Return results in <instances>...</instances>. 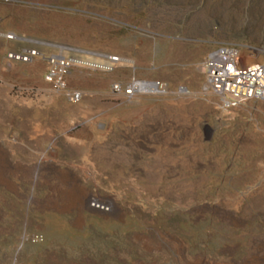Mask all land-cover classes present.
Instances as JSON below:
<instances>
[{
  "label": "rangeland",
  "instance_id": "374dc122",
  "mask_svg": "<svg viewBox=\"0 0 264 264\" xmlns=\"http://www.w3.org/2000/svg\"><path fill=\"white\" fill-rule=\"evenodd\" d=\"M221 44L260 59L264 0H0V264H264V98L205 88Z\"/></svg>",
  "mask_w": 264,
  "mask_h": 264
},
{
  "label": "built area",
  "instance_id": "2783aa9c",
  "mask_svg": "<svg viewBox=\"0 0 264 264\" xmlns=\"http://www.w3.org/2000/svg\"><path fill=\"white\" fill-rule=\"evenodd\" d=\"M34 54V50L26 49L17 54H9L8 57L27 61ZM70 63L71 59L68 58L56 55L50 57L44 79L56 87H62V77ZM202 69L205 88L219 96L227 108L249 99L264 98V54L257 61L244 63L236 46L221 44L205 55ZM124 91L128 93L129 89ZM78 98L77 92L68 94L71 102Z\"/></svg>",
  "mask_w": 264,
  "mask_h": 264
},
{
  "label": "bare ground",
  "instance_id": "6f19581e",
  "mask_svg": "<svg viewBox=\"0 0 264 264\" xmlns=\"http://www.w3.org/2000/svg\"><path fill=\"white\" fill-rule=\"evenodd\" d=\"M92 66H96V65L95 64H92ZM134 85L136 86V88H134V89H139V90H153V91L154 90L155 91L157 90V86H154L153 83H139V82H137ZM133 86L131 85V87H133Z\"/></svg>",
  "mask_w": 264,
  "mask_h": 264
},
{
  "label": "water",
  "instance_id": "95a60500",
  "mask_svg": "<svg viewBox=\"0 0 264 264\" xmlns=\"http://www.w3.org/2000/svg\"><path fill=\"white\" fill-rule=\"evenodd\" d=\"M108 59H110V60H114V57H110V56H108L107 57ZM154 84V86H155V83H153ZM153 86V85H152Z\"/></svg>",
  "mask_w": 264,
  "mask_h": 264
}]
</instances>
